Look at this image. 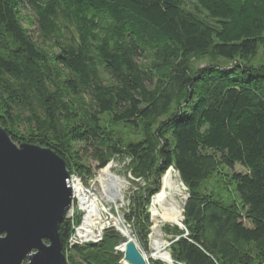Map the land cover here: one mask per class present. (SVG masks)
I'll return each instance as SVG.
<instances>
[{
	"label": "trees",
	"instance_id": "16d2710c",
	"mask_svg": "<svg viewBox=\"0 0 264 264\" xmlns=\"http://www.w3.org/2000/svg\"><path fill=\"white\" fill-rule=\"evenodd\" d=\"M192 1L213 25L183 0H0V128L17 146L51 150L84 180L87 158L102 170L115 156L129 158L132 176L146 186L130 197L126 219L140 241L150 227L147 208L172 168L189 195L186 236L177 232L172 260L264 264V60L251 65L264 51V0ZM27 6L28 25L47 48L22 22ZM204 55L211 64L190 70L188 59ZM144 57L148 70L137 62ZM162 67H174L169 94L154 84L153 70ZM104 115L141 126L142 139L124 143L102 127ZM218 164L246 171L232 180L251 228L236 208L200 195ZM76 222L58 226L65 264L122 260L118 234L71 245Z\"/></svg>",
	"mask_w": 264,
	"mask_h": 264
},
{
	"label": "water",
	"instance_id": "95a60500",
	"mask_svg": "<svg viewBox=\"0 0 264 264\" xmlns=\"http://www.w3.org/2000/svg\"><path fill=\"white\" fill-rule=\"evenodd\" d=\"M69 180L55 153L16 146L0 128V264H65L58 226L72 202ZM116 250L123 264H147L134 240Z\"/></svg>",
	"mask_w": 264,
	"mask_h": 264
},
{
	"label": "rangeland",
	"instance_id": "374dc122",
	"mask_svg": "<svg viewBox=\"0 0 264 264\" xmlns=\"http://www.w3.org/2000/svg\"><path fill=\"white\" fill-rule=\"evenodd\" d=\"M184 2V8L191 12L193 15L201 19L202 21L206 22L209 25H213V22H211L205 13L198 12L194 9V4L192 0H183ZM21 16L23 17V24L26 28H30L32 30V36L33 40L38 45H43L44 48H47L44 44L41 43L40 38L38 37V31L36 30L35 26H30L28 23L32 22L34 23V14L32 10L27 6V8H23L21 11ZM50 43H48L49 45ZM264 60V51L262 49H259L258 54L256 58H254L251 61L252 66H259L262 64ZM150 61L149 57H144L143 59H138L137 62L141 64L145 69H150ZM221 64L228 65L227 63L220 62ZM188 67L190 70L195 71L197 69H203L207 67L209 64H211V61L207 56H191L188 59ZM154 75V84H157L160 86L162 92L165 93H171L173 88L175 89V82L173 81V72L174 67H162L161 69H158V71L153 70ZM109 81L108 78L104 79V83H107ZM102 127L107 130L112 135L122 139L124 143L127 142H136L142 139V128L141 126L138 128H132L129 125L126 124H114L111 122V117L109 115H104L101 120ZM23 127L21 126V129ZM16 145V144H15ZM17 146V145H16ZM216 159L218 160L219 155H215ZM85 164L91 169V176L87 179H81L77 177L76 175H72L74 182L76 181L79 186H82L86 191H88L91 194H94L99 199L100 204L102 205V214H101V221H107L110 219V217L119 218L122 221V225L127 228L134 241L136 242L140 252L145 257V260L147 264H177L175 263L170 254V245L171 243L175 242L179 237H176V234L178 231L184 232V237L186 236L185 233V227L183 226L184 216L183 214L180 216L179 221L177 224L173 223H165L161 229V236L160 238L152 237V231H151V215H150V206L147 208V213L149 214V222L150 227L148 229V233L146 235V238L144 241H140L137 236V231L134 228L133 221L130 225L126 224V219H128V216L130 215V197H132L134 194H138L140 191H142L145 186L144 180L141 179H135L131 174V161L127 157H113L109 163L106 165V167L109 165L111 166L110 172L112 175L116 176L120 180L124 181V187L119 188V194L120 197L117 199L114 203L107 202L106 197L104 196V192L102 188L100 187V184L97 182V178L101 175V170L97 168V163L93 161L90 158H87L85 160ZM104 167V168H106ZM103 168V169H104ZM172 173H174L177 176V172H175L172 168L169 169ZM246 171L241 168L240 166H235L233 170L227 169L224 165L218 164L217 170L206 180L202 183L199 189V193L202 196L203 199L206 201H213L217 205L221 207H234L236 208L243 218V223L246 228H251V225L248 221H246L245 216V210L241 207L238 196L235 191V184L232 180V176L234 174H243ZM75 176V177H74ZM180 179V178H179ZM161 181V179H160ZM181 181V180H180ZM182 183V182H181ZM161 187V182H160ZM114 188V189H113ZM112 189L115 190V186H112ZM72 191V190H71ZM184 193H185V203L183 205V212L186 205V202L189 198L187 189L184 187ZM152 200V199H151ZM71 205L65 215V219H68L70 221H78L75 225L74 235L71 238V245H86L85 242H90L94 245L99 243H104L105 238L110 235L113 236L115 234H119V232L113 227V226H107L102 230V233L99 237V239L95 242L91 241H81L77 238L76 232L77 229L81 226L85 213L81 209L80 200L74 197V194L72 192V200ZM79 201V202H78ZM151 203V202H150ZM150 205V204H149ZM174 226H180V227H174ZM121 237V236H120ZM122 238V237H121ZM124 240L123 238L121 241ZM157 246L159 248L157 249ZM115 251L119 254H121L119 251ZM250 254L253 256L254 252L250 248L249 249ZM122 255V254H121ZM77 260H79L78 257H76ZM118 264H123L122 260L119 261Z\"/></svg>",
	"mask_w": 264,
	"mask_h": 264
},
{
	"label": "bare ground",
	"instance_id": "6f19581e",
	"mask_svg": "<svg viewBox=\"0 0 264 264\" xmlns=\"http://www.w3.org/2000/svg\"><path fill=\"white\" fill-rule=\"evenodd\" d=\"M110 169L109 165L104 168L96 180L100 184L107 202L114 203L121 198L119 188L124 187V181L112 175ZM160 182V190L152 197L149 207L152 222L151 236L156 238H160L161 229L165 223H178L183 214L185 203L184 186L179 177L167 170ZM112 186H115V190L112 189ZM71 187L74 197L80 200L81 209L85 213L83 222L76 232L79 240L95 242L99 239L102 230L110 225L119 232L123 239L134 240L130 231L122 225L121 219L111 216L106 222L101 221L103 207L96 195L86 191L76 181ZM120 248H124V245H121ZM158 248L159 246H157Z\"/></svg>",
	"mask_w": 264,
	"mask_h": 264
},
{
	"label": "built area",
	"instance_id": "2783aa9c",
	"mask_svg": "<svg viewBox=\"0 0 264 264\" xmlns=\"http://www.w3.org/2000/svg\"><path fill=\"white\" fill-rule=\"evenodd\" d=\"M70 186L74 184V180L73 178L70 176V180H69ZM72 188V187H71Z\"/></svg>",
	"mask_w": 264,
	"mask_h": 264
}]
</instances>
